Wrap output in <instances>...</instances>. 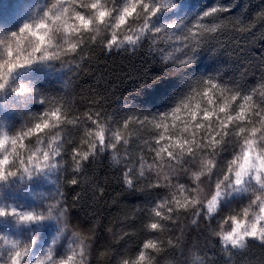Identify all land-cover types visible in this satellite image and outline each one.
Instances as JSON below:
<instances>
[{"label":"snow or ice","instance_id":"obj_1","mask_svg":"<svg viewBox=\"0 0 264 264\" xmlns=\"http://www.w3.org/2000/svg\"><path fill=\"white\" fill-rule=\"evenodd\" d=\"M16 3L0 2V96L10 91L19 105L5 99L0 112L22 119L10 129L0 117V222L37 232L25 238L0 230V264H86L94 248L98 261L115 256V264H160L166 253L175 264H264V52L254 85L245 83L246 68L235 81L209 73L193 79L171 107L150 113L110 112L109 93L97 89L81 97V110L67 83L52 94L31 80H13L18 69L56 61L78 72L98 62L97 53H134L145 41L162 62L190 65L216 34L250 33L256 19L264 20V7L244 21L224 16L227 7L217 4L188 22L157 26L154 18L177 9L176 0H49L33 19L6 31ZM32 102L41 109L27 111ZM104 157L111 177L99 175ZM37 176L55 185L51 193L31 192L43 207L4 199L16 178ZM112 181L119 191L109 200ZM124 193H143L145 200L130 207L120 199ZM105 205L118 211L105 217ZM47 221L56 230L34 253ZM256 249L260 257L249 259Z\"/></svg>","mask_w":264,"mask_h":264},{"label":"trees","instance_id":"obj_2","mask_svg":"<svg viewBox=\"0 0 264 264\" xmlns=\"http://www.w3.org/2000/svg\"><path fill=\"white\" fill-rule=\"evenodd\" d=\"M111 3L112 0H107ZM180 4H189L197 9L199 14L204 9L221 5L227 7L228 11L223 13L224 16H237L244 21L253 20L255 13L264 7V0H176ZM10 0H4V6L7 8ZM24 3V4H23ZM49 3V0H24L15 4V15L9 20L6 31H14L25 20L34 18V13L38 14L43 7ZM22 4V5H21ZM39 5V8L37 7ZM4 31V30H0ZM264 20L256 19L250 33H237L234 31H225L216 34L215 38L209 40L199 49L194 63L190 65H176L172 62H162L161 53H153L148 48V42L145 41L141 48L134 53H118L115 50L112 54H98V62H86L83 68L78 72L71 71L69 68L61 69L59 62H49L53 67H43L33 65L26 68L18 69L13 74L15 82L33 81L43 90L52 94L62 93L68 85L69 95L75 96L76 105L82 110L84 101L81 97L91 95L92 89L107 91L109 93L108 104L106 108L110 112L117 114L122 110L140 111V112H157L164 111L171 107L177 97L187 90L188 84L198 76H206L209 73L219 71L222 77L235 81L239 78L240 73L244 72L245 83L252 86L260 78L259 57L264 52ZM163 47V44L160 45ZM99 80V82H97ZM15 97L10 91L4 96H0V101ZM41 105L32 102L28 104L27 111H39ZM25 111L24 115L27 114ZM22 123L19 114L8 119L7 127L15 128ZM228 153H222L220 159L228 157ZM107 157L99 168L100 177L105 175L111 177L114 173L106 167ZM55 179L56 173L48 174ZM182 182L186 177H182ZM55 188L47 176L33 177L31 181L24 182L23 187L19 183L11 184L4 189V199L15 203L17 206L25 208L43 207V200H36L32 197L31 192H48L51 193ZM68 191V189H66ZM119 191V186L112 181L109 188V194L106 199H111ZM123 204L134 206L145 200L143 193L130 195L124 193L120 198ZM118 207L109 208L105 205V217L114 215ZM139 215V213H137ZM76 213H73V223H76ZM53 221H47L43 228L39 229V239L45 232L46 226ZM106 223V219L104 220ZM227 227V225H226ZM10 230L13 233L27 238L30 234L37 232L35 226H24L16 229L12 221L0 222V230ZM104 234L101 240H107ZM38 239V240H39ZM195 239V234H193ZM138 237H133L128 244V254L134 250ZM191 242V241H190ZM37 244V243H36ZM35 247V246H34ZM123 243L120 245L121 255L124 254ZM186 256L188 250L186 249ZM255 256L260 257L259 249L250 254L249 259ZM90 264H115L116 257L112 256L107 260L98 261L96 258V249H93L92 255L88 258ZM176 257L165 254L160 259V264H175ZM239 259V258H238Z\"/></svg>","mask_w":264,"mask_h":264},{"label":"rangeland","instance_id":"obj_3","mask_svg":"<svg viewBox=\"0 0 264 264\" xmlns=\"http://www.w3.org/2000/svg\"><path fill=\"white\" fill-rule=\"evenodd\" d=\"M23 2L24 0H17V2ZM0 2H4V0H0ZM11 2V0H10ZM24 4V3H23ZM22 5V4H21ZM177 9L166 10L161 12L157 17L154 18L153 23L155 25H159L161 23H171L173 20H181L184 19L185 22L190 21L197 14V9L189 4H180ZM165 47V45H163ZM175 55H179V53H175ZM45 232L42 234L37 244L35 245L33 252H38L44 245L49 242L50 237L54 234L56 230V226L54 222H50L46 228ZM30 259V257H29Z\"/></svg>","mask_w":264,"mask_h":264},{"label":"clouds","instance_id":"obj_4","mask_svg":"<svg viewBox=\"0 0 264 264\" xmlns=\"http://www.w3.org/2000/svg\"><path fill=\"white\" fill-rule=\"evenodd\" d=\"M34 84H35V86L39 87L35 82H34ZM8 101L18 105V97H16V96L15 97H9ZM2 105H3V101H0V108H2ZM15 115H16L15 112L10 113V114H4V113L0 112V117H5L7 119H10V118L14 117ZM56 174H57V176L59 175L58 173H56ZM17 183H19L20 186L23 187V182H20L19 178H16L14 181L11 182V184H17ZM86 264H90V262L88 260H86Z\"/></svg>","mask_w":264,"mask_h":264}]
</instances>
